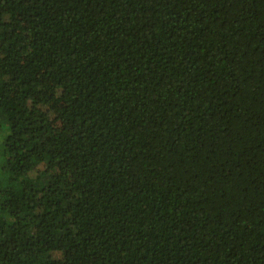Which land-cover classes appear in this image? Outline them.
Listing matches in <instances>:
<instances>
[{
	"label": "trees",
	"instance_id": "trees-1",
	"mask_svg": "<svg viewBox=\"0 0 264 264\" xmlns=\"http://www.w3.org/2000/svg\"><path fill=\"white\" fill-rule=\"evenodd\" d=\"M0 264H264V0H0Z\"/></svg>",
	"mask_w": 264,
	"mask_h": 264
}]
</instances>
